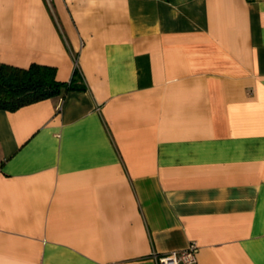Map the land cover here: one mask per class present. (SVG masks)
<instances>
[{
	"label": "crops",
	"instance_id": "1",
	"mask_svg": "<svg viewBox=\"0 0 264 264\" xmlns=\"http://www.w3.org/2000/svg\"><path fill=\"white\" fill-rule=\"evenodd\" d=\"M0 61L76 86L0 109V264H264V0H0Z\"/></svg>",
	"mask_w": 264,
	"mask_h": 264
},
{
	"label": "trees",
	"instance_id": "2",
	"mask_svg": "<svg viewBox=\"0 0 264 264\" xmlns=\"http://www.w3.org/2000/svg\"><path fill=\"white\" fill-rule=\"evenodd\" d=\"M55 72V67L50 65L32 63L28 67H19L0 61V109H17L76 88L73 80H58Z\"/></svg>",
	"mask_w": 264,
	"mask_h": 264
},
{
	"label": "built area",
	"instance_id": "3",
	"mask_svg": "<svg viewBox=\"0 0 264 264\" xmlns=\"http://www.w3.org/2000/svg\"><path fill=\"white\" fill-rule=\"evenodd\" d=\"M196 252L197 244L195 242H191L189 246L180 251L168 252L161 255L155 254L154 256L157 260V264H179L181 262L193 263L196 259Z\"/></svg>",
	"mask_w": 264,
	"mask_h": 264
}]
</instances>
